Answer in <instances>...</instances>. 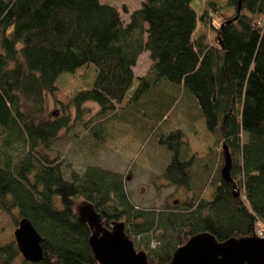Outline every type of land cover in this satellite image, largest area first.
Wrapping results in <instances>:
<instances>
[{
	"label": "trees",
	"instance_id": "obj_1",
	"mask_svg": "<svg viewBox=\"0 0 264 264\" xmlns=\"http://www.w3.org/2000/svg\"><path fill=\"white\" fill-rule=\"evenodd\" d=\"M199 26L214 32L213 42L195 37ZM143 52L150 66L136 76ZM63 74L82 85L62 104L66 115L55 117L46 98L58 93ZM179 99L187 124L203 120L218 150L197 156L184 131L171 127ZM85 102L98 106V122L82 127L99 143L108 139L107 127L121 123L162 146L169 160L164 184L154 187H173L172 196L182 189L184 197L140 207L123 174L65 166L50 146L70 127L67 109L79 114ZM0 135V211L15 210L40 235L37 264H98L80 201L104 230L121 224L147 264H168L201 233L217 243L257 237L264 224V0H204L199 10L193 0H145L127 22L101 0H0ZM14 142L26 150L21 157L9 150ZM223 146L227 179L220 175ZM17 254L13 241L0 243V264Z\"/></svg>",
	"mask_w": 264,
	"mask_h": 264
},
{
	"label": "rangeland",
	"instance_id": "obj_2",
	"mask_svg": "<svg viewBox=\"0 0 264 264\" xmlns=\"http://www.w3.org/2000/svg\"><path fill=\"white\" fill-rule=\"evenodd\" d=\"M101 1L102 3L116 7L122 12L123 21L127 22L128 14L132 10L139 8L145 0ZM203 1L193 0V7L196 10L201 9ZM216 1L222 3L224 0ZM124 10L127 11V14ZM194 35L195 37L203 36L206 43L213 42L215 36L211 29L201 26L197 28ZM149 66L150 60L147 52L141 53L134 66V74L136 76L143 75ZM81 85L76 77H70L68 74L61 75L57 81V86H59L58 93L55 96H47L46 98L47 112L52 116L55 115V117L65 116V107L62 104L66 106L67 102L71 101L72 96ZM185 103V100L179 99L175 104L170 115L172 119L171 127H179L184 131L190 150L197 156H203L209 150H218L219 146L214 138L206 131L203 120L196 121L193 125L187 124L184 120L183 110ZM67 110L70 116V127L66 131H62L61 137L50 147L52 152L58 155L57 158L62 160L64 165L68 166L69 169L81 172L87 165H98L102 168L123 174V176L128 177L125 188L131 194L130 199L140 207H157L165 199L171 202L173 199H182L184 197V190L182 189H179L178 194L176 193L172 196V193L175 192L173 187H162L159 189L154 187L155 184L163 183L160 174L164 165L169 160V155L162 146L158 147L147 141V136L139 134L132 126L121 123H114L110 127H107V130H109L107 134L108 139L101 144L95 139L94 134L85 131L82 127L83 123L92 126L98 122L96 117L98 106L92 102H85L81 105L79 114H77L73 107H69ZM96 131L95 134H97ZM1 138L3 137H0V150L3 143ZM9 150L14 158L21 157L26 151L17 142H14ZM211 192L212 189L207 187L202 197L208 200ZM88 208L89 206L83 202H78V214H85ZM19 220L20 218L15 210L10 214L0 211L1 244L14 242L13 231L17 224H15V221L18 222ZM102 224L98 220L97 229L93 228L91 232L100 235L101 232L107 231L108 229L104 230ZM258 227L260 228L261 226L257 225ZM262 228H264V224ZM150 245L152 247L156 245L154 239L151 240ZM21 261V255L17 254L12 264H21Z\"/></svg>",
	"mask_w": 264,
	"mask_h": 264
},
{
	"label": "water",
	"instance_id": "obj_3",
	"mask_svg": "<svg viewBox=\"0 0 264 264\" xmlns=\"http://www.w3.org/2000/svg\"><path fill=\"white\" fill-rule=\"evenodd\" d=\"M223 154L224 166L220 175L227 179L230 158L225 146ZM80 215L91 231L97 227L99 218L92 208ZM13 238L24 261L37 264L42 260L40 235L28 219L18 221ZM88 244L98 264H147L145 253L134 250L121 224H114L111 230L100 235L91 232ZM168 264H264V238H230L217 243L207 233L197 234L174 251Z\"/></svg>",
	"mask_w": 264,
	"mask_h": 264
},
{
	"label": "built area",
	"instance_id": "obj_4",
	"mask_svg": "<svg viewBox=\"0 0 264 264\" xmlns=\"http://www.w3.org/2000/svg\"><path fill=\"white\" fill-rule=\"evenodd\" d=\"M259 226H261V227L260 228L258 227L256 229V234H257V236L259 238H262V237H264V228H262L263 224L262 225H259Z\"/></svg>",
	"mask_w": 264,
	"mask_h": 264
}]
</instances>
